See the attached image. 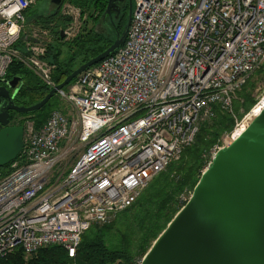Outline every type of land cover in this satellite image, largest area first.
Masks as SVG:
<instances>
[{"label": "built area", "instance_id": "built-area-1", "mask_svg": "<svg viewBox=\"0 0 264 264\" xmlns=\"http://www.w3.org/2000/svg\"><path fill=\"white\" fill-rule=\"evenodd\" d=\"M38 1L0 0V80L16 60L51 90L44 40L30 34L37 43L15 47ZM263 62L264 0H132L123 44L57 91L69 111L23 125V148L0 179V258L47 246L73 257L82 234L133 205L218 108L235 124L208 166L262 102L235 119L236 95Z\"/></svg>", "mask_w": 264, "mask_h": 264}, {"label": "water", "instance_id": "water-1", "mask_svg": "<svg viewBox=\"0 0 264 264\" xmlns=\"http://www.w3.org/2000/svg\"><path fill=\"white\" fill-rule=\"evenodd\" d=\"M115 1H107V14L115 9ZM51 3L59 7L63 0ZM131 14L130 0L124 28L115 30L110 46L71 71L36 104H16L21 78L0 80V168L23 148L24 127L10 123V112L39 111L81 72L113 54L126 38ZM25 41L38 42L29 35ZM140 264H264V107L236 139L216 152L188 201L151 243Z\"/></svg>", "mask_w": 264, "mask_h": 264}, {"label": "trees", "instance_id": "trees-1", "mask_svg": "<svg viewBox=\"0 0 264 264\" xmlns=\"http://www.w3.org/2000/svg\"><path fill=\"white\" fill-rule=\"evenodd\" d=\"M107 1L63 0V3L72 4L78 7L82 14H86V23L88 21L95 23L102 19V27L113 35L112 39H109L105 34H99L94 28L87 29L85 26L84 32L82 31L71 41L77 48V54L85 55L81 64L103 52L114 41L115 30L121 32L124 28L127 10L125 9L121 13L117 22L116 20L110 22L109 15L105 12ZM31 9L32 7L26 11V16ZM69 20V18L61 17L59 11H57L48 21H45V24L55 22L54 27L61 28L57 33V39H61L60 31L68 25ZM41 23H44V20H41ZM86 23L84 24L86 25ZM24 41L25 37L21 36L15 47L20 48ZM60 55V51H57L55 46H47L45 59L49 64L55 66L51 77L56 85L60 84L74 70L75 53L68 61H62ZM13 77L21 78L23 83L15 97L17 105L28 106L29 104L21 101L22 98L26 96L37 97L39 101L49 92V89L37 76L16 60L11 63L5 76L7 79ZM250 78L241 88V90L243 89L242 94L239 96V92L237 93L239 99L244 104H248L249 108L256 103L250 97V94L244 90L250 84ZM74 81L75 79L68 86ZM50 100L35 113L14 114L25 117V119L33 121L35 127H40L50 111L60 110L65 112L60 108L58 96H53ZM214 111L215 118L211 120V123L209 121L201 125L193 145L182 152L180 159L187 158L188 161L186 160L185 164L176 167L174 170L181 175L180 179L177 181L170 179L169 173L162 172L158 174L141 192L133 205L119 212L122 215L117 226L113 221L112 224L109 223L110 225L89 228L82 234L73 257H69L67 251L59 246H47L28 256L22 252L20 247H17L12 253L1 257L0 264H137L150 247V243L155 240L179 211L180 206L177 205V195L183 192L186 187L193 189L197 183L200 175L198 178L196 175L200 172L202 151L208 152L211 147L220 142L222 134L229 133L233 129L235 122L230 114L224 113L218 108H214ZM237 111L234 101V114ZM10 119V123L15 125L13 123L14 117H10ZM11 164L12 162L0 168V179L10 171ZM173 168L172 163L167 169ZM116 233L117 236L115 237L114 234Z\"/></svg>", "mask_w": 264, "mask_h": 264}, {"label": "rangeland", "instance_id": "rangeland-1", "mask_svg": "<svg viewBox=\"0 0 264 264\" xmlns=\"http://www.w3.org/2000/svg\"><path fill=\"white\" fill-rule=\"evenodd\" d=\"M67 7L77 8L79 10L80 17L73 19L71 17L65 16V11H66ZM57 11H59V15L61 17L70 19L69 20L70 22L68 23V25L64 29L61 30L64 33H65V31H68L69 35H64V38H61V39H57V37H58L57 33L61 28L60 27L55 28L54 27L55 22L45 24V21H48L49 18L54 13H56ZM25 17H26V21H25V25H24V28L22 31L23 35L26 36V35H30V34H36L38 39L44 40V45L55 46L57 51H60V53H61V55L59 57L62 61H68V59L75 53V59H74V63H73L74 69L80 66L81 61L85 55L77 54V48L72 44L71 41H73L75 39V37L77 35H79L82 31L84 32L85 26L87 29L94 28L99 34H105L107 36V38H109V39H112V37H113L111 32L109 33L108 30H106L102 27V19L100 21L95 22V23L92 21H88V23H86L85 21L87 20V15L82 14L81 10L78 7H76L72 4H69L67 2L61 4L59 7H56L54 4L51 3V0H39L32 7L29 14ZM41 20H44V23H41ZM84 23H86V25ZM115 24H116V22H115ZM28 70H30V69H28ZM249 83L250 84L244 90H246L250 94V97H252V99L257 102L258 99H260L262 96H264V62L261 65L260 69H258L252 73ZM67 89H68V86L63 88L64 91H67ZM238 92H239V96H240L243 92V89L239 90ZM239 96L236 95V99L234 100L235 106L237 107V110H238L237 113L234 114L235 119L237 121L243 120L244 116L246 114H248L250 112V109L256 104L255 103L251 108H249L248 107L249 105L244 104L243 101H241V99H239ZM21 101L26 102V104H29L28 106H30V105L36 104L38 102V98L26 96L25 98H22ZM59 101H60V108L62 110H64L65 112H68L70 109L68 104L63 103V101H61V100H59ZM247 108H249L248 111H246ZM53 111L54 110L50 111L49 115ZM13 123L14 124H21L22 123L21 125L32 123L34 125L33 121L25 119V117H22V116H15L13 119ZM209 123H211V121ZM224 135L225 134H222L221 137H223ZM207 153H208L207 151H202V154L200 156L201 168H200V172H198L196 175L197 178L199 177L200 173L204 170V167L207 165L206 164ZM186 160L188 161V159L185 158L184 160L180 159L179 161L173 162L174 168L173 169H166L164 171V173H169V178L172 180H175V181L179 180L180 179L179 177L181 175L174 170L176 169V167H178V166L180 167L181 165L185 164L184 162ZM156 177H154L153 179H155ZM191 192H192V189L189 187L188 188L186 187V188H184L183 192H181L179 195H177V199H176L177 205L180 206V208L185 204L184 199L187 198L191 194ZM121 215H122L121 213H118L111 220L110 223L112 224L114 221L116 223V226H117V224L119 222V218ZM102 226H104V225H102ZM97 227H101V226H97ZM114 236L116 237L117 233L114 234ZM150 245H151V243H150Z\"/></svg>", "mask_w": 264, "mask_h": 264}, {"label": "flooded vegetation", "instance_id": "flooded-vegetation-1", "mask_svg": "<svg viewBox=\"0 0 264 264\" xmlns=\"http://www.w3.org/2000/svg\"><path fill=\"white\" fill-rule=\"evenodd\" d=\"M129 1L130 0H117V1H115V9L111 10L110 11V14H108L109 15V18H110V22L111 21L114 22V20H116V22H117V20L119 19L121 13L124 12L125 9L128 12V4H129ZM131 3H132V0H131ZM115 10H117L119 12L117 19H115V13H116ZM4 79H7V78H4ZM1 80H3V79H1ZM1 85L2 84L0 83V86ZM10 92H12V90H10ZM15 116H17V115H15L13 112H10V117H15Z\"/></svg>", "mask_w": 264, "mask_h": 264}, {"label": "bare ground", "instance_id": "bare-ground-1", "mask_svg": "<svg viewBox=\"0 0 264 264\" xmlns=\"http://www.w3.org/2000/svg\"><path fill=\"white\" fill-rule=\"evenodd\" d=\"M263 107H264V98H263L262 102L254 109V112L252 113V115L250 117L246 118L245 123L243 124V126L240 129L235 131V133L233 135V138H231L229 140V143L232 142L234 139H236V137L239 136L245 130V128L247 127L248 123L253 119L254 116L258 115V113L262 110Z\"/></svg>", "mask_w": 264, "mask_h": 264}]
</instances>
